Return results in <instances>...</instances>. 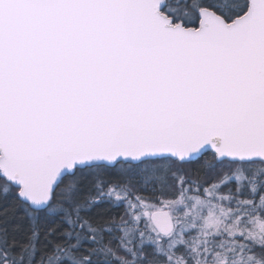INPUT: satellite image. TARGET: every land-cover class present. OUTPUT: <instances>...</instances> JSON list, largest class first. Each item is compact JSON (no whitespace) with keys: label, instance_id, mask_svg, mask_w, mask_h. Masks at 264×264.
<instances>
[{"label":"snow or ice","instance_id":"6c2138e0","mask_svg":"<svg viewBox=\"0 0 264 264\" xmlns=\"http://www.w3.org/2000/svg\"><path fill=\"white\" fill-rule=\"evenodd\" d=\"M0 264H264V0H0Z\"/></svg>","mask_w":264,"mask_h":264}]
</instances>
